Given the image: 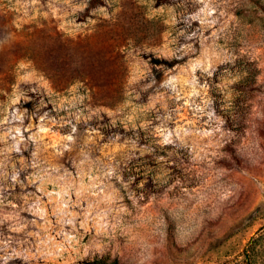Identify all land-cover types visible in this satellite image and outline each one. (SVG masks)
Returning <instances> with one entry per match:
<instances>
[{"label": "rangeland", "instance_id": "1", "mask_svg": "<svg viewBox=\"0 0 264 264\" xmlns=\"http://www.w3.org/2000/svg\"><path fill=\"white\" fill-rule=\"evenodd\" d=\"M0 264H264V0H0Z\"/></svg>", "mask_w": 264, "mask_h": 264}, {"label": "trees", "instance_id": "2", "mask_svg": "<svg viewBox=\"0 0 264 264\" xmlns=\"http://www.w3.org/2000/svg\"><path fill=\"white\" fill-rule=\"evenodd\" d=\"M151 61H152L154 64H156V63H161V62H163V63H165V64H170V63H171V61H169V60H166V59H164V58L160 59V58H157V57H152V58H151Z\"/></svg>", "mask_w": 264, "mask_h": 264}]
</instances>
